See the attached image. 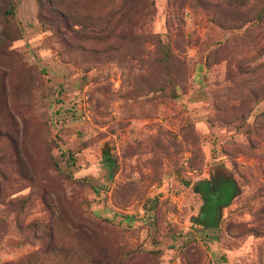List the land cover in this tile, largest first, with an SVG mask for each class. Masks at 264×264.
<instances>
[{
	"label": "rangeland",
	"instance_id": "obj_1",
	"mask_svg": "<svg viewBox=\"0 0 264 264\" xmlns=\"http://www.w3.org/2000/svg\"><path fill=\"white\" fill-rule=\"evenodd\" d=\"M0 264H264V0H0Z\"/></svg>",
	"mask_w": 264,
	"mask_h": 264
},
{
	"label": "trees",
	"instance_id": "obj_2",
	"mask_svg": "<svg viewBox=\"0 0 264 264\" xmlns=\"http://www.w3.org/2000/svg\"><path fill=\"white\" fill-rule=\"evenodd\" d=\"M208 184L203 183L202 186L197 190L200 193L201 198L204 202L203 208L201 210L200 216L195 218V223L206 227L212 228L215 226L216 220L218 218V208L222 205L221 201H218V192H211L208 188Z\"/></svg>",
	"mask_w": 264,
	"mask_h": 264
}]
</instances>
